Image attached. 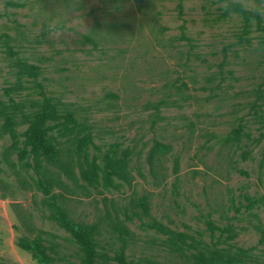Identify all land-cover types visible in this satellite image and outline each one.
<instances>
[{"label":"rangeland","instance_id":"1","mask_svg":"<svg viewBox=\"0 0 264 264\" xmlns=\"http://www.w3.org/2000/svg\"><path fill=\"white\" fill-rule=\"evenodd\" d=\"M61 198L93 264H264V0H0V264H43L16 244L39 232L83 264Z\"/></svg>","mask_w":264,"mask_h":264},{"label":"trees","instance_id":"2","mask_svg":"<svg viewBox=\"0 0 264 264\" xmlns=\"http://www.w3.org/2000/svg\"><path fill=\"white\" fill-rule=\"evenodd\" d=\"M14 124L15 122L8 121L3 126V131H8ZM31 132H42L39 124L34 125ZM36 138L38 139L41 148V156L45 160L46 164L51 166V168L58 169V171H54L41 161H38L36 163V167L40 174L44 178L53 180L58 184H63V181L60 177V172H62L65 176L72 178L74 176V159L70 149L68 150L67 148H64L51 137L36 134ZM168 147L169 146L166 144L157 143L155 152L161 155L165 154L168 150ZM82 174L88 181H90L91 176L88 170L83 169ZM65 202L66 199L61 198L59 203H50L52 211L49 215V219L61 224L66 230L70 232L76 241L86 243L88 245V248H82L84 255L79 257L83 264H93V262L90 260L91 256L88 252V249L89 245L92 243V239L99 234V224L95 222L79 220L73 217L66 208ZM138 203L143 210L147 211L149 209L147 195L139 197ZM116 228L121 230L119 226H116ZM41 234L42 232L33 233L30 236L22 235L17 238L16 244L19 248L29 251L32 258L38 263L52 264L55 261V256L58 252L54 248L45 244ZM212 255L220 260H227L232 257L230 253L219 251H214Z\"/></svg>","mask_w":264,"mask_h":264}]
</instances>
